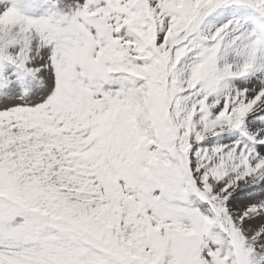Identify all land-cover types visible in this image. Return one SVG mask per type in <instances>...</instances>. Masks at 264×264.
Wrapping results in <instances>:
<instances>
[{
	"label": "snow or ice",
	"instance_id": "obj_1",
	"mask_svg": "<svg viewBox=\"0 0 264 264\" xmlns=\"http://www.w3.org/2000/svg\"><path fill=\"white\" fill-rule=\"evenodd\" d=\"M0 264H264V0H0Z\"/></svg>",
	"mask_w": 264,
	"mask_h": 264
}]
</instances>
